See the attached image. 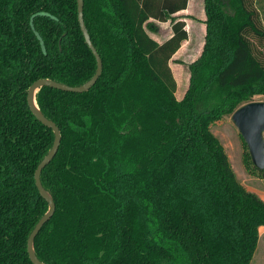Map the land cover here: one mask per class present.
<instances>
[{
	"label": "trees",
	"instance_id": "16d2710c",
	"mask_svg": "<svg viewBox=\"0 0 264 264\" xmlns=\"http://www.w3.org/2000/svg\"><path fill=\"white\" fill-rule=\"evenodd\" d=\"M188 2L83 0L101 76L82 94H35L61 133L40 175L55 203L33 244L42 263L249 264L264 201L210 125L264 94V0H203L202 50L177 100L170 63ZM154 23L170 37L154 40ZM95 70L76 0H0V264H32L27 239L48 209L34 172L54 136L27 91L39 79L77 87Z\"/></svg>",
	"mask_w": 264,
	"mask_h": 264
},
{
	"label": "water",
	"instance_id": "95a60500",
	"mask_svg": "<svg viewBox=\"0 0 264 264\" xmlns=\"http://www.w3.org/2000/svg\"><path fill=\"white\" fill-rule=\"evenodd\" d=\"M77 2V20L80 27V31L84 38L85 44L88 49L91 51L95 62L96 70L94 75L86 83L77 86L71 87L67 86L49 79H39L35 81L27 91V105L29 110L34 115V117L45 127L50 129L53 133V143L47 153V155L42 159L38 164L34 172V184L40 195V197L47 203L48 209L47 212L41 217V219L34 226L33 230L29 234L27 239V254L29 260L32 264H44L39 261L34 252V240L38 235L41 228L49 221L53 216L55 211V203L51 195L43 188L40 175L42 170L52 161L56 155L60 141L61 133L58 127L52 122L46 119L42 113L39 111L36 102L35 94L42 87H48L55 90L82 94L89 91L97 82L102 73V61L97 53L95 47L93 46L90 36L87 32L84 19H83V0H76ZM230 122L237 130L239 136L241 137L243 143L246 146L247 153L249 155L252 166L257 171L264 170V102H250L235 110L230 116Z\"/></svg>",
	"mask_w": 264,
	"mask_h": 264
},
{
	"label": "rangeland",
	"instance_id": "374dc122",
	"mask_svg": "<svg viewBox=\"0 0 264 264\" xmlns=\"http://www.w3.org/2000/svg\"><path fill=\"white\" fill-rule=\"evenodd\" d=\"M202 6V0L200 1ZM198 6L194 0V7ZM199 8V7H198ZM194 17L189 20L188 30L190 41L181 53L170 63V68L177 83L176 98L181 100L189 82L188 66L196 60L203 46V33L199 28L202 18L197 11ZM169 24L160 25L159 35L155 36L158 42H162L169 34ZM252 102H264V94L253 97ZM211 133L219 140L227 155L230 167L239 183L251 193L256 194L264 201V174L260 176L250 160L246 159L247 149L239 136L237 130L230 122V116H224L210 125ZM258 241L249 264H264V226L257 230Z\"/></svg>",
	"mask_w": 264,
	"mask_h": 264
},
{
	"label": "crops",
	"instance_id": "0c3cea01",
	"mask_svg": "<svg viewBox=\"0 0 264 264\" xmlns=\"http://www.w3.org/2000/svg\"><path fill=\"white\" fill-rule=\"evenodd\" d=\"M200 1L201 0H197V3H198V6L194 7V0H189L188 2V6L186 8V10L184 11H181L177 14V16H182L183 18V21L185 22V30L187 32V40L184 41L180 47V49L178 50V52L173 56V59L181 53V50L187 46L189 44V41H190V33H189V30H188V23H189V20L191 18H193L195 15H194V12L197 11L198 14H200L201 18H202V22H199L200 23V29H201V32L203 33V38H204V34H205V25H204V20H205V14H204V7H203V0H202V6L200 4ZM199 7V8H198ZM156 28H157V32L155 33H150V36L154 39H155V36L159 35V31H160V25L161 23H154ZM171 35V32H170V28H169V34L168 36L164 39L166 40L167 38H169ZM163 40V41H164ZM157 41V40H156ZM158 42V41H157ZM158 43H161V42H158ZM202 50V48H201ZM171 66V65H170ZM178 87V86H177ZM259 197V196H258ZM260 198V197H259ZM262 199V198H260Z\"/></svg>",
	"mask_w": 264,
	"mask_h": 264
}]
</instances>
